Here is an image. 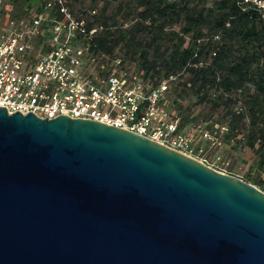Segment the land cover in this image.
<instances>
[{"label": "water", "instance_id": "95a60500", "mask_svg": "<svg viewBox=\"0 0 264 264\" xmlns=\"http://www.w3.org/2000/svg\"><path fill=\"white\" fill-rule=\"evenodd\" d=\"M0 264H264V191L127 129L0 107Z\"/></svg>", "mask_w": 264, "mask_h": 264}, {"label": "trees", "instance_id": "16d2710c", "mask_svg": "<svg viewBox=\"0 0 264 264\" xmlns=\"http://www.w3.org/2000/svg\"><path fill=\"white\" fill-rule=\"evenodd\" d=\"M84 1L67 5L87 29H96L83 40L89 54L118 57L119 68L151 86L170 81L165 98L172 114L178 111L181 129L198 123L214 133L225 125L221 146L247 147L256 158L249 170L264 172V16L255 6L243 0H88L84 7ZM37 3L3 0L0 24L24 17ZM192 107H207L217 121L193 114ZM252 180L264 191V178Z\"/></svg>", "mask_w": 264, "mask_h": 264}, {"label": "built area", "instance_id": "2783aa9c", "mask_svg": "<svg viewBox=\"0 0 264 264\" xmlns=\"http://www.w3.org/2000/svg\"><path fill=\"white\" fill-rule=\"evenodd\" d=\"M37 1L24 17L0 24V107L41 119L97 120L205 164L196 135L210 146L220 144L225 125L214 133L198 123L181 129L165 98L168 80L151 86L119 68L118 57L89 54L83 40L96 29H87L85 19L69 11L68 0ZM243 1L264 16V0Z\"/></svg>", "mask_w": 264, "mask_h": 264}, {"label": "rangeland", "instance_id": "374dc122", "mask_svg": "<svg viewBox=\"0 0 264 264\" xmlns=\"http://www.w3.org/2000/svg\"><path fill=\"white\" fill-rule=\"evenodd\" d=\"M84 4L86 5L84 7H87V5H89V1L85 0ZM102 4L103 1H100L98 3V7ZM168 83L170 85V81H168ZM188 104L189 101L183 102V106H186ZM198 111L203 117H208L211 115L214 121H217L216 119H218V115L211 114L207 107H192V109L190 110V112H192L193 114ZM175 112L178 116V111ZM198 122L200 123L201 121ZM195 133L196 131H193V134ZM195 140L200 144V146L204 150L202 153L203 155L201 156L205 157V164L211 166L215 170L238 177L243 181H246L256 187H258V185L253 182L252 179H255V181H257L258 179L264 178V172H262V170L256 169V171L254 172L249 170V165L254 164L256 158L254 153H251V151L248 150L247 147L241 146L236 149H233L232 145L227 146L225 144L222 147V143L210 146L207 141L201 139L199 135H196ZM198 143L197 145H199Z\"/></svg>", "mask_w": 264, "mask_h": 264}]
</instances>
